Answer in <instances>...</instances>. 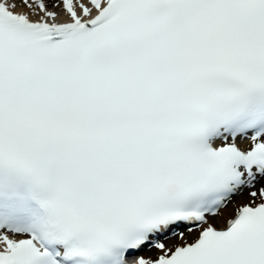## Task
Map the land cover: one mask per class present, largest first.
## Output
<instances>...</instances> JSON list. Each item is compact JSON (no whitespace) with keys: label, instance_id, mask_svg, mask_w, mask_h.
<instances>
[{"label":"snow or ice","instance_id":"1","mask_svg":"<svg viewBox=\"0 0 264 264\" xmlns=\"http://www.w3.org/2000/svg\"><path fill=\"white\" fill-rule=\"evenodd\" d=\"M0 264H264V0H0Z\"/></svg>","mask_w":264,"mask_h":264}]
</instances>
